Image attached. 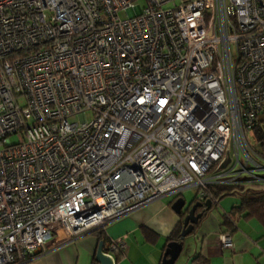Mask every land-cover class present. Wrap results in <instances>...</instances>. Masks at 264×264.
I'll list each match as a JSON object with an SVG mask.
<instances>
[{
  "label": "built area",
  "instance_id": "built-area-1",
  "mask_svg": "<svg viewBox=\"0 0 264 264\" xmlns=\"http://www.w3.org/2000/svg\"><path fill=\"white\" fill-rule=\"evenodd\" d=\"M142 2L0 0V264L185 189L264 188L245 136L264 118V0Z\"/></svg>",
  "mask_w": 264,
  "mask_h": 264
},
{
  "label": "crops",
  "instance_id": "crops-1",
  "mask_svg": "<svg viewBox=\"0 0 264 264\" xmlns=\"http://www.w3.org/2000/svg\"><path fill=\"white\" fill-rule=\"evenodd\" d=\"M178 197L183 199L181 195ZM176 198L164 196L152 200L102 228L106 239L123 237L122 254L115 258L114 264H160L167 237L179 221L178 214L170 208ZM192 198L188 202L183 199V209L191 205ZM237 202L228 209L212 210L216 204L211 207L199 220L194 233L188 234L193 242L185 262H179L180 251L173 264H189L192 255H198L206 264H264V227L255 219H242L231 213V207ZM224 221L228 222L227 229ZM226 231L232 239L230 248L221 247L218 239ZM173 240H178L183 247L184 237L180 240L178 234ZM97 243L95 235L89 231L23 264H90Z\"/></svg>",
  "mask_w": 264,
  "mask_h": 264
},
{
  "label": "trees",
  "instance_id": "trees-1",
  "mask_svg": "<svg viewBox=\"0 0 264 264\" xmlns=\"http://www.w3.org/2000/svg\"><path fill=\"white\" fill-rule=\"evenodd\" d=\"M253 129L255 130L256 139L260 143L261 151L264 152L263 132L258 125L255 126ZM208 192L211 193L213 196H216L217 201L225 195H237L238 202L236 205L231 207L230 209L231 213L233 214L235 213L237 216L241 217L242 219H255L262 227H264V188L247 189L244 192L238 194L231 192L229 190V187L213 186L209 188ZM209 193H207V196H209ZM191 202H192L191 204H193L195 200L192 198ZM214 205L215 204L211 201L209 209ZM209 209L202 211L200 208H198L196 209V212H202L201 214V218H202ZM185 211L186 209L182 213L178 214L179 221L176 224V227L171 232V234L167 237L166 240L167 242L178 237V234L181 230L182 217ZM198 222L196 223V225L193 226V229L190 232V234L194 233ZM227 223L228 222L224 221L223 224L226 229L229 226L227 225ZM90 233H93L98 241L104 242L106 239L104 237L102 228L93 229L90 231ZM90 264H97V263L94 261V259H92ZM189 264H206V262L200 259L198 255H192L189 258Z\"/></svg>",
  "mask_w": 264,
  "mask_h": 264
},
{
  "label": "water",
  "instance_id": "water-1",
  "mask_svg": "<svg viewBox=\"0 0 264 264\" xmlns=\"http://www.w3.org/2000/svg\"><path fill=\"white\" fill-rule=\"evenodd\" d=\"M257 121L261 123L260 128L264 135V118L259 116L257 117ZM183 207L184 200L181 197H177L170 204V208L177 214L182 213L186 209L181 221V230L179 232L180 239L188 235L192 231L193 226L196 225V223L200 220L202 212H196V209L200 208L202 211L207 210L210 207V202L209 200H205L203 203L194 202L184 209ZM102 247L103 242L98 241L93 256L94 261L97 264H111V260L107 256L103 255ZM181 247L182 245L178 240H171L167 242L162 254L160 264H173L181 251Z\"/></svg>",
  "mask_w": 264,
  "mask_h": 264
},
{
  "label": "rangeland",
  "instance_id": "rangeland-1",
  "mask_svg": "<svg viewBox=\"0 0 264 264\" xmlns=\"http://www.w3.org/2000/svg\"><path fill=\"white\" fill-rule=\"evenodd\" d=\"M137 2L139 4H142V0H137ZM118 15L121 17V18H125L126 17V14L123 10H119L118 11ZM86 118L89 119V113H86ZM69 121H75V117H70L68 118ZM246 140L248 142V144L254 148L255 150L257 151H260L261 150V147H260V143L259 141L256 139V136H255V130L254 129H249L246 131ZM9 141L10 142H16L18 141V137L16 135H10L8 137ZM193 193H194V189L193 188H189V189H185L182 191V193L180 194L183 199L185 200V202H188L190 201L191 197H193ZM238 200V196L237 195H225L223 196L218 202L219 204H216L215 207L212 208L213 209H216V207H219L218 209L220 210L221 207L224 208V209H228L233 203H236ZM217 212V210H215ZM192 237L191 235H186L184 236V243H183V247H182V250H181V253L179 255V262H185L186 260V256L189 254L190 252V248L192 246V242L193 240H191Z\"/></svg>",
  "mask_w": 264,
  "mask_h": 264
}]
</instances>
